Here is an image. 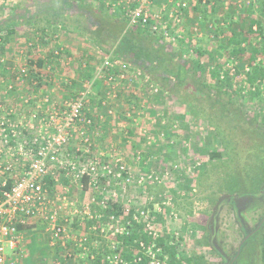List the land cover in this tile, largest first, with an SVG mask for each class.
<instances>
[{
    "label": "rangeland",
    "instance_id": "374dc122",
    "mask_svg": "<svg viewBox=\"0 0 264 264\" xmlns=\"http://www.w3.org/2000/svg\"><path fill=\"white\" fill-rule=\"evenodd\" d=\"M21 1L24 0H7L6 6L0 5V21L10 19L14 15L17 17L13 37L18 42L13 45V50H15V47L17 49L23 47L24 42H22V39L28 37L29 32L37 31L38 26H40L38 21L34 25L24 22L25 20L21 18V14L25 12V7H31L32 4L28 1H25L24 4ZM231 1L227 2L229 7L232 6L229 10L234 11L236 17L234 21L239 18L248 20L250 16L260 21L264 20L263 12L261 13L260 8H255V4L253 5L252 2L246 5L242 2L240 6H237L236 0ZM18 3L19 7L17 6ZM25 18L27 19V17ZM21 19L23 20L21 21ZM233 24L231 22L229 26L233 27ZM60 29L57 28L56 32L62 35L59 39L63 40L64 45L68 44L74 63L72 66L65 67L62 75L74 77V84L70 93L75 94L82 82L87 79H82V70L78 65L87 58L90 59L93 67L99 66L101 55L97 48L111 50L110 48H114V46L110 47L108 44H103V47H100L93 40L86 38V41L79 33L69 35L67 32L63 33ZM52 31L53 28H50L49 32L51 34ZM209 35L210 33L208 36L202 37L203 40L200 43L207 46L213 57L211 60L203 59V63H201L203 67L208 63L212 64L214 59L217 60L223 55L217 46L216 37L212 38ZM126 36L123 38L125 39ZM122 41L123 39L119 44L117 42L115 47H120ZM51 42L52 40L44 44L48 47L51 46ZM124 61L131 66L127 59H124ZM133 67L141 70L143 74L149 77L145 70L140 67ZM237 73H241L240 68L236 69L235 76L228 78L230 80H227V82L230 83V86L227 83L217 81L216 78L212 80L210 76H205L201 80L202 85L205 86L204 90L202 86L196 87L190 83L181 82L182 74L176 69L171 77L172 79L167 82H162L157 80L155 76H151L149 77L150 84H146L144 83V76H141L135 79L133 83H129L127 80L118 82L117 86L114 87L115 89H111V91L108 86L99 80L95 81L91 88V103L88 111H99V113L105 114L109 109L112 110V114L106 116L104 123L99 126L101 133L105 129L103 131L107 135V140L102 142V140L96 139L93 146L94 154L98 155L102 152L105 156L116 151L122 155L124 163L133 174L147 175L154 172L162 179L159 183L146 182L142 186H131L129 188L112 183L108 189L115 190L119 195V201L127 203L133 210L146 207L157 212L162 209L160 212H164L163 216L157 222L159 229L164 230L166 228V232L173 233L177 238V242H179V238H183V243L178 247L180 255L188 257L192 253L200 254L204 257L206 264H218L220 262L219 256L212 250V244L208 239L209 229L207 226L210 222L217 230L216 240L219 246L227 251L230 257L242 238L236 218L227 205L222 204L217 213L211 209L216 208L214 204L218 197L221 198L224 195L231 194L230 187L236 184L232 182V177L237 172H239V178L237 179L240 182V190H250L253 176H247V172L243 171V164L245 161H250V159L258 160L264 157V101L250 100L243 92L244 90H235ZM154 88L158 90L156 93L152 91ZM207 93L213 96L214 102L209 103ZM224 104L232 109H238L241 114L249 115L247 118L252 119L254 122L252 123L250 120L251 124H249L247 118L239 120L232 114L221 115L224 111L223 107L221 110L217 106ZM228 107L226 106L227 109ZM253 126L256 128H253ZM144 128L153 137L151 144H146ZM128 129L132 130L130 134L125 133ZM160 133L164 135L160 136ZM125 136H127L126 139L123 138ZM224 138L228 141L225 152L223 150L226 143H224ZM73 143L69 144L70 147L73 146ZM214 151H221L223 154L227 152L232 160H229L230 158H227L225 154L220 159L209 158V153ZM235 155L237 157L234 160ZM257 165H254V169L257 168ZM233 168L239 170L236 171ZM196 170L198 172L206 171L196 175L194 172ZM225 172L232 174L225 175ZM223 174L226 180H220ZM60 184L65 186L61 182ZM66 187L67 191H64L66 198L78 207H80L81 202L89 198V195H92L90 190L82 189L75 183L66 185ZM52 193L63 194L60 186H55ZM167 196L172 199L173 205L171 206L173 208L170 210L165 206L163 207L161 203L165 199L164 197ZM240 205V208H243L241 202ZM92 210L99 213L101 207L93 206ZM171 211L172 214H170ZM61 212L58 220L59 222H65L63 215L66 212L63 210ZM211 213H215V215L213 214L210 220ZM263 213L264 202L258 204L255 210L245 207L244 212H242V224L246 227V230H251ZM36 224L42 225L41 221L32 223V225ZM87 225L85 221L81 226L87 231ZM83 227L80 228L81 232H85ZM66 230L70 238L81 234L79 228L72 227L70 223H68ZM41 232L38 234L37 244L39 247L45 248L47 253L44 254V257L40 256L38 260L35 256L32 263L51 264L55 260L61 259L63 264H70L71 260L65 257L64 254L69 249L76 251L71 245V240L64 245H60L58 241V244H55L58 250H53L47 245L48 240L46 241L47 238L50 240V237ZM91 237L94 240L96 236ZM97 240L101 251H105V248H107L106 239L97 238ZM32 248L27 250L28 255L34 254V248ZM79 262L80 264H86L84 260Z\"/></svg>",
    "mask_w": 264,
    "mask_h": 264
},
{
    "label": "built area",
    "instance_id": "2783aa9c",
    "mask_svg": "<svg viewBox=\"0 0 264 264\" xmlns=\"http://www.w3.org/2000/svg\"><path fill=\"white\" fill-rule=\"evenodd\" d=\"M155 1L107 0L105 6L115 18L124 21L125 29L138 27L162 35L166 40L173 42L183 40L185 44L189 40L184 28L187 18L184 10L188 8L187 2L165 0L166 5L161 10H155L153 8ZM242 2L244 5L252 2L264 14V0H236L237 6ZM5 3L6 0H0V5ZM203 4L214 6L215 0L203 1ZM223 10L226 11L227 7H223ZM235 18L234 15L233 20ZM261 22L264 23V20ZM227 25L230 27L228 21L220 23L222 28ZM208 28L209 36L213 38L212 23ZM252 28L256 30L257 27L253 25ZM189 35L200 38L203 33L195 25L191 27ZM223 36L224 32L219 37ZM261 40L264 43V39ZM61 50H63L61 47L54 50V55H59ZM97 51L101 55V60L99 66L94 68L92 78L84 80L78 91L67 97L62 105L58 106L49 98L37 95H32L30 98L22 97L19 104L14 101L7 105L0 101V264H20L19 256L22 255L23 250L22 230L19 226L24 227L37 221L45 224L51 245L58 244V241L60 245H64L71 240V245L76 251L69 249L64 254L71 260L70 264H80L79 261L87 256L93 259L96 253L101 251L97 238L106 239L107 247L110 251L113 250L115 242L112 238L127 231V226L111 211L107 213L108 203L119 201L118 193L108 189L110 184L129 188L142 186L146 182L159 183L162 180L154 172L147 175L133 174L124 163L122 155L116 151L105 156L102 152L98 155L94 154L93 146L100 135L99 126L104 123L106 116L112 114V110L109 109L105 114L99 113L95 119L86 116L85 110L89 109L91 103L93 83L99 80L108 86L110 91L115 89L118 82L127 80L133 83L141 76L145 78L144 83H149L146 74L130 66L123 58L114 57L112 50L98 47ZM191 51L192 48L188 47V52ZM217 60L212 62L211 68L213 69L216 63L221 64L223 69L218 73L219 79L235 76L237 68H240L241 72L249 69L246 63H239L236 59L227 58L225 55ZM259 60L260 57L256 59V63ZM4 63L5 59L0 57V72ZM12 69L16 81L22 83L25 79H29L33 84L38 83L33 80L27 61H20ZM224 72H227L226 76ZM4 86L5 92L11 91L15 88V83L5 82ZM152 91L156 93L158 90L154 88ZM22 104H34L36 108L33 111L25 110ZM102 104L105 105L104 102ZM143 132L146 136V144H151L153 137L146 128ZM163 135L160 133V136ZM72 143L73 146L70 147L69 144ZM47 175L53 177V186H60L63 194H51L48 183L44 180ZM62 177L82 189L90 190L92 194L82 203L81 209L76 208L74 212L82 217L83 221L80 223L84 222V219L88 220L87 231L83 228L85 232L72 238L67 234L66 223L58 220L62 210L69 206L75 208L64 194L67 187L60 184ZM84 178L86 184L83 182ZM164 198L161 202L163 207L168 210L173 208L171 197ZM56 203L58 205H55ZM93 206H100L101 212H94ZM160 211L162 209L157 212ZM133 220L144 221L147 228H152L149 208L134 209ZM91 236L97 238L93 240ZM102 254L111 264H127L117 254L111 252ZM145 255L150 259V264H161L150 247L146 249ZM140 260L141 258L137 257L133 261ZM51 264L63 263L61 259H57Z\"/></svg>",
    "mask_w": 264,
    "mask_h": 264
},
{
    "label": "trees",
    "instance_id": "16d2710c",
    "mask_svg": "<svg viewBox=\"0 0 264 264\" xmlns=\"http://www.w3.org/2000/svg\"><path fill=\"white\" fill-rule=\"evenodd\" d=\"M25 1L32 4L30 5L31 7H25V12L32 10V12L38 13V23L40 24V26H38V31L42 33V36H47L50 28H53L54 33H57V28H61L62 30H70L74 34L79 33L84 38L93 40V42L100 47H103V44H108L110 47L114 46V48H110L114 57L127 59L131 66L140 67L147 72L149 77L155 76L157 80L162 82L171 80L176 69L182 74V78L180 79L181 82L190 83L196 87L202 86L203 90L205 86L202 85L203 82L201 83V80L205 76H210L212 80L216 78L217 81L224 84L227 83L230 86V83L227 82V80H230L228 79L230 77H225L223 79L218 78V73L223 69L221 64L218 65V63H216L213 69H211V63H208L205 67L201 65L203 59L211 60L213 55L209 52L207 46L200 43L203 40L202 37H191L189 31L186 34H188V38H191H189L185 44L183 40L173 42L166 40L162 35L153 34L147 30L144 31L138 27L125 29L124 21L113 17L107 9L94 6L93 3L85 0H24L21 1V3L24 2L25 4ZM2 5L6 6L7 3ZM17 6L19 7V3ZM194 9L195 7H192L188 12L192 14H196V12L199 13L202 17V21H204V24L207 26H205L206 30L209 29L208 25L212 23L214 27L213 37L217 39V41H215L218 43L217 46L220 48L221 54L225 55L227 58L232 57L239 63H246L249 66L248 71L237 73L238 75L236 74L238 78L235 80V90H244L243 92H245L250 100L264 101L262 86V81L264 80V45L261 40L264 39L263 23L253 16H250L248 20L239 18L237 21H234L232 15L224 14L222 6L219 3H215L214 6L206 5L201 11ZM185 10H187V8ZM188 12L186 11L185 14ZM13 18H15V15ZM227 21L229 24L233 22L234 26L228 27L227 25L222 28L220 23H226ZM84 22L86 23L84 24ZM190 23H192V20L187 24L184 22L185 30L186 28L189 29ZM27 24L30 23L27 22ZM253 25H256V30L252 28ZM14 27L15 22L4 26L0 21V56H4L5 54V48L9 43L10 36L15 31ZM223 32L224 36L219 37ZM124 36H126L125 39L123 38ZM259 38L261 39L259 40ZM122 39L123 41L120 47H115V44L117 42L119 44ZM41 41L45 42V40L42 39ZM188 47L192 48L191 53L188 52ZM184 54L186 55L184 56ZM258 57H260V60L256 63ZM84 60L87 62V67L83 69L81 76L82 78L91 79L94 67L90 59L86 58ZM37 63L40 68L43 61L38 58ZM224 75L226 76L227 72H224ZM257 80H260V82ZM39 85H41V80L38 76V86ZM207 100L209 103L214 102L213 96L209 93H207ZM226 106L228 107V105L225 104L217 106L219 109L223 107L224 114H221L223 116L232 114L239 120H245V118L249 117V115L241 114L238 109H232L230 107L227 109ZM85 114L92 119L96 118V115L91 114L88 109L85 110ZM247 120H249V124H251L250 120L252 123L254 122L252 119L247 118ZM253 128L256 127L253 126ZM224 143L225 148L223 150L225 152L228 143L225 138ZM224 154L227 155V158L230 156L227 152ZM224 154L221 151L210 152L209 158L220 159ZM254 154L259 157L257 153L254 152ZM236 157L237 155H235L233 159L235 160ZM229 158V160H232L231 157ZM255 164H258L257 170L254 169ZM233 169H236V171L239 170H237V168ZM205 171L206 170L198 172V170H196L194 172L196 175H199ZM243 171L247 172V176H253V178H251L252 188L250 190H240V182H238L239 179H237L239 178V172H237L232 177V182L236 184L230 187L231 194L238 193L239 195H244L246 193H251L253 198L258 197L260 194L259 190L261 186L264 185V157L258 160L250 159V161H245L243 164ZM249 172L251 174H248ZM226 174L231 175L232 173L228 174L225 172V175ZM44 180L48 183L50 192L52 193L53 188H55V186H53V177L47 175L44 177ZM220 180H226L224 174ZM67 181H69V179L64 177L60 179V182L65 184V186L69 185ZM83 182L86 184V178L83 179ZM190 195H192V193H190ZM257 200L258 199L254 200V203L257 202ZM108 205L107 213L111 211L119 217L122 223H126L128 232L125 231L113 237L112 240L115 242V248L110 251V248L107 247L105 251H103L104 253L111 252L117 254L119 258L127 264H150V259L145 255L146 249L150 247L156 254L155 258L158 259L161 264H206L204 257L200 254L192 253L188 257L180 255L178 247L183 243V238H179V242H177V238L173 233L170 234L166 232V228L164 230L159 229L157 222L162 218L164 212L150 210V215L152 217V221L150 222L152 227L151 230L149 227L147 228L145 226L144 221L137 222L133 220L134 210L126 203L111 201ZM28 226L29 225L24 227L19 226V228L23 230V228ZM250 246V257H248L249 254L245 256V253H242L238 257L237 263L264 264V220L256 233V239H254ZM92 252L95 251L92 250ZM103 252L98 251L93 259L87 256L84 258V261L86 264H111L104 259ZM137 257H140L141 260L134 262L133 260Z\"/></svg>",
    "mask_w": 264,
    "mask_h": 264
},
{
    "label": "crops",
    "instance_id": "0c3cea01",
    "mask_svg": "<svg viewBox=\"0 0 264 264\" xmlns=\"http://www.w3.org/2000/svg\"><path fill=\"white\" fill-rule=\"evenodd\" d=\"M85 1L93 3L94 6H98L101 8L103 7L105 9H107L105 6V2L107 0H91V1L85 0ZM184 1H186L188 4V8H187V10H185V12L186 11L188 12V10L190 11V9H192V7H195L194 10H199V11L203 10L204 7H206L205 4L203 5V1L206 2V1H210V0H184ZM227 1H231V0H215V3H219L222 6V9H223V7H227V10H226L227 12L223 10L225 15L230 14L234 18V11L232 9L229 10V8L232 6H230V7L227 6L228 5ZM6 3H7V0H6ZM166 3L167 2L165 0H156L153 8L155 10H161V8H163L166 5ZM112 16L114 17L113 14H112ZM13 17L14 16H12L10 19H6L5 21H1L2 24L5 26L6 24H11V23L15 22L17 17L16 16H15V18H13ZM25 17H27V19ZM186 17H187L186 18V24L192 20V23H190V25H189V29L186 28V30H185L186 33H188V31L191 29V27L196 25V28H200L201 32L203 33L202 37H204V35L208 36L209 30L205 29L206 25L204 24V21H202V17L199 15V13L196 12V14L195 13L192 14V13L188 12V13H186ZM21 18H24V20H25L24 22H28L31 25L32 24L34 25L38 21V13H35L32 11H27V12H24L21 14ZM22 20L23 19H21V21ZM60 30L63 33L67 32L69 35H75L70 30H62V29H60ZM14 33L15 32H13V34L10 36L9 43H8L7 47L5 48L4 56H0V57H3L5 59L4 66L2 68V71L0 72V101H3L7 105L10 104L11 102H14V101H16L19 104L20 99H22V97L30 98L32 95H37L38 97L49 98L52 103L55 102L58 106L62 105L63 101L67 97L72 95L70 93V90L72 89V86L74 84V80H73L74 77H69V76L67 77V76L62 75V71L65 69V67L67 68L70 65L72 66V64H74L73 63V56L71 55L72 53L70 52V49L68 48V44L64 45L65 43L63 42V40L59 39V37L61 38V36H62L59 33H54L52 31V33H54V34H51V32H49L47 34V36L46 35L42 36V33L40 31L35 30V31L29 32L30 34L28 35V37L26 36L25 38L22 39V42H24L23 47H20L18 49L15 47V50H13V48H12L13 45H16V43L18 42V40L13 37ZM48 38H50V39L48 40ZM82 38L87 41V39L84 38L83 36H82ZM41 39L45 40V42L41 41ZM51 40H52L53 44L51 42L50 43L51 46L49 45L48 47H46L45 44L47 42H50ZM59 47H61L63 50H61L60 54L56 56V55H54V50L58 49ZM82 57H83V55H82ZM38 58H40L43 61V64L40 68L38 67V63H37ZM22 60H25V61H27L28 64H30V70H31L30 74H31V76L35 82L36 81L38 82V76L40 77L41 85L38 86V83L33 84V82L32 81L30 82L29 79H25L22 83L15 80V75H14L12 68L15 64L19 63ZM86 65H87L86 61H82L78 65V67H81V70L83 71V69H85L87 67ZM38 72H39V74H38ZM9 81L15 83V88L11 91L5 92L4 83L9 82ZM23 107L25 108V110H32V111H33V109L36 108V106L34 104L23 105ZM90 113L98 115L99 111L93 112L92 110H90ZM103 130L105 131V129H103ZM103 130H102V133L100 132V135L97 138L99 139V141L102 140V142H105V140H107V135L104 133ZM131 132H132L131 129H128L127 132L125 131V133H128V134H130ZM126 137L127 136H125L123 138L126 139ZM123 138H121V139H123ZM128 142L131 143L130 140H128ZM67 182L69 183V185L72 184L70 181H67ZM69 187L71 188V186H69ZM71 190L74 191L73 188H71ZM77 191H75V192H77ZM51 194L53 195L56 193H51ZM83 202L80 203V205H79L80 207H82ZM71 203H73V202H71ZM80 207H78V206H75V208L70 207V206L67 207L66 209L63 210L64 212H66V214H64L63 216L65 218L64 223H66V227L68 226V223H70L72 227L79 228V233H82L80 231V228L83 227V226H81V224L85 223V221L87 223L88 220H84L83 223H80L81 221H83L82 217L80 215H78L77 213H74L76 208L80 209ZM61 213H63V212H61ZM40 232L43 233L44 235H48L50 237L49 232L47 233L45 230V224L44 223H42V225H40V226L38 224H36V225L30 224L28 227H26V229L23 228V230H22V250H23V253L21 256H19V263L20 264H33L32 262H33V258L35 256H36L35 258L38 260V259H40V256L44 257V254L47 253L45 251V248L39 247L37 244L38 238H39L38 234H40ZM46 241H47V245L49 246L50 249L58 250L55 247V245H51V242L48 238L46 239ZM31 248L34 251L33 252L34 254L31 253V255H28L27 250H29V249L31 250Z\"/></svg>",
    "mask_w": 264,
    "mask_h": 264
},
{
    "label": "flooded vegetation",
    "instance_id": "af4514ba",
    "mask_svg": "<svg viewBox=\"0 0 264 264\" xmlns=\"http://www.w3.org/2000/svg\"><path fill=\"white\" fill-rule=\"evenodd\" d=\"M264 185L261 186V189L259 190V196L256 198H253L251 193H246L244 195H239V194H235L232 193L230 195H224L221 198H217V201L215 202L214 206L217 208H212V211H216L215 213L218 212V208H220V206L223 205H227L228 209L231 210L232 214L235 216L236 218V222L238 225V229L242 235V238L240 240V242L238 243L235 252L233 253V255L230 257L229 253L225 250H223L217 240H216V236H217V230L214 228V226L211 224V222L209 223L208 227V239L210 240L211 244H212V250L219 256L220 258V262L218 264H238L237 260L238 257L240 256V254L245 253L248 255V257H250L251 255V243L254 241V239H256V233L258 232L259 228L261 227V224L264 220V213L259 216L258 220L256 221V223L253 225V227L251 228V230H246V227L242 224V212H244L245 207H248L251 210H255V207L258 206V204H260L261 202H264ZM239 199H241L239 201ZM257 200V202L254 203V200ZM240 202L243 204V208H240ZM218 204V205H217ZM251 205V206H250ZM256 205V206H255ZM215 213H211L210 216V220L213 217V214L215 215ZM207 225V224H206Z\"/></svg>",
    "mask_w": 264,
    "mask_h": 264
}]
</instances>
